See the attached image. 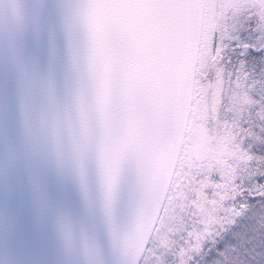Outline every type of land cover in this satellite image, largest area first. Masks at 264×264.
Returning a JSON list of instances; mask_svg holds the SVG:
<instances>
[{"label":"snow or ice","instance_id":"snow-or-ice-1","mask_svg":"<svg viewBox=\"0 0 264 264\" xmlns=\"http://www.w3.org/2000/svg\"><path fill=\"white\" fill-rule=\"evenodd\" d=\"M0 264H264V0H0Z\"/></svg>","mask_w":264,"mask_h":264},{"label":"water","instance_id":"water-1","mask_svg":"<svg viewBox=\"0 0 264 264\" xmlns=\"http://www.w3.org/2000/svg\"><path fill=\"white\" fill-rule=\"evenodd\" d=\"M202 22V11L196 6L184 9L178 17L171 41L168 75L164 90L174 110L179 113L185 108L184 56ZM179 149V141L176 144Z\"/></svg>","mask_w":264,"mask_h":264},{"label":"rangeland","instance_id":"rangeland-1","mask_svg":"<svg viewBox=\"0 0 264 264\" xmlns=\"http://www.w3.org/2000/svg\"><path fill=\"white\" fill-rule=\"evenodd\" d=\"M257 2L259 4V3H261V0H257ZM207 16H208V14L206 12H202V20H206ZM190 139H192L193 149L201 150L203 148V145L201 143V133L198 129H192V135H191Z\"/></svg>","mask_w":264,"mask_h":264},{"label":"trees","instance_id":"trees-1","mask_svg":"<svg viewBox=\"0 0 264 264\" xmlns=\"http://www.w3.org/2000/svg\"><path fill=\"white\" fill-rule=\"evenodd\" d=\"M253 2L258 4L257 0H253Z\"/></svg>","mask_w":264,"mask_h":264}]
</instances>
